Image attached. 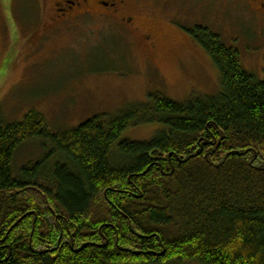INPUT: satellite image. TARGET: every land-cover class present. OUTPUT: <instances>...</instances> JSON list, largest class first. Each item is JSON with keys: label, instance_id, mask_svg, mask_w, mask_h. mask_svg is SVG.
Wrapping results in <instances>:
<instances>
[{"label": "trees", "instance_id": "obj_1", "mask_svg": "<svg viewBox=\"0 0 264 264\" xmlns=\"http://www.w3.org/2000/svg\"><path fill=\"white\" fill-rule=\"evenodd\" d=\"M216 96L152 93L114 115L55 130L0 106V264H264V79L198 26ZM161 124L153 138L121 139ZM45 153L16 172L21 144Z\"/></svg>", "mask_w": 264, "mask_h": 264}, {"label": "rangeland", "instance_id": "obj_2", "mask_svg": "<svg viewBox=\"0 0 264 264\" xmlns=\"http://www.w3.org/2000/svg\"><path fill=\"white\" fill-rule=\"evenodd\" d=\"M45 2L0 0V106L7 122L35 109L59 131L145 103L152 93L178 102L218 95L220 72L191 32L198 26L239 49L244 68L264 79V28L232 0H132L126 10L136 16L140 32L98 14L74 28L37 29V18L53 13ZM148 32L157 45L153 54L141 38ZM161 128L134 124L121 139L150 140ZM44 153L38 140L24 142L14 170Z\"/></svg>", "mask_w": 264, "mask_h": 264}, {"label": "flooded vegetation", "instance_id": "obj_3", "mask_svg": "<svg viewBox=\"0 0 264 264\" xmlns=\"http://www.w3.org/2000/svg\"><path fill=\"white\" fill-rule=\"evenodd\" d=\"M239 6L242 14H255L259 20V28H264V0H232ZM51 3L53 13L46 19L41 16L38 19V27L44 30L64 26L65 28H74L86 17H94L97 14L108 19V21L119 22L125 28L132 32H140V26L137 23L134 13L128 12L132 6V0H46L45 6ZM135 5V4H133ZM141 38L147 42L149 51L153 54L157 45L152 41L154 35L152 32L141 35ZM153 66V64H150Z\"/></svg>", "mask_w": 264, "mask_h": 264}]
</instances>
